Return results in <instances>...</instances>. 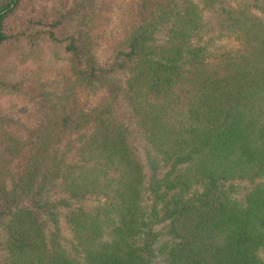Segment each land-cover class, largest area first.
Wrapping results in <instances>:
<instances>
[{
  "label": "trees",
  "instance_id": "1",
  "mask_svg": "<svg viewBox=\"0 0 264 264\" xmlns=\"http://www.w3.org/2000/svg\"><path fill=\"white\" fill-rule=\"evenodd\" d=\"M8 45L0 264H264V0H0Z\"/></svg>",
  "mask_w": 264,
  "mask_h": 264
},
{
  "label": "rangeland",
  "instance_id": "2",
  "mask_svg": "<svg viewBox=\"0 0 264 264\" xmlns=\"http://www.w3.org/2000/svg\"><path fill=\"white\" fill-rule=\"evenodd\" d=\"M32 66L30 62L23 64L20 61L14 46L8 45L0 51V76L5 77L12 83H19L23 88H9L6 91L0 88V125L15 132H18L19 129L24 130L26 127L28 129L35 128L39 122L40 117L35 110V104L30 103V97L26 94L29 84H21L25 79L23 76L26 68ZM43 82L44 79L42 80ZM27 106L30 107L29 111H26ZM2 178L10 183V175L2 176ZM1 236L2 234L0 233V242Z\"/></svg>",
  "mask_w": 264,
  "mask_h": 264
}]
</instances>
